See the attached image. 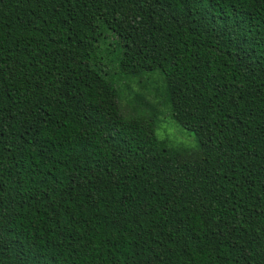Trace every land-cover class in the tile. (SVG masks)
<instances>
[{
    "label": "trees",
    "instance_id": "obj_1",
    "mask_svg": "<svg viewBox=\"0 0 264 264\" xmlns=\"http://www.w3.org/2000/svg\"><path fill=\"white\" fill-rule=\"evenodd\" d=\"M0 264H264V0H0Z\"/></svg>",
    "mask_w": 264,
    "mask_h": 264
},
{
    "label": "rangeland",
    "instance_id": "obj_2",
    "mask_svg": "<svg viewBox=\"0 0 264 264\" xmlns=\"http://www.w3.org/2000/svg\"><path fill=\"white\" fill-rule=\"evenodd\" d=\"M157 77L159 78L158 75H155L154 78L151 76L136 78L130 85L131 89L125 92L126 100H124L123 105L131 108L132 104L130 102L134 100L135 95L139 94L144 96L145 99L150 102H154L161 107L163 100L159 97L156 87L160 86L162 81ZM159 127V130H157L158 136L168 138V144L171 147L193 148L196 145L195 136L191 132L182 128L176 122L172 121L169 115H163L161 117Z\"/></svg>",
    "mask_w": 264,
    "mask_h": 264
}]
</instances>
